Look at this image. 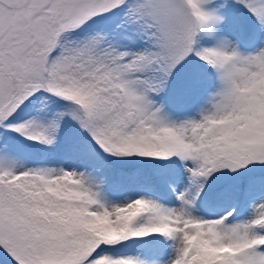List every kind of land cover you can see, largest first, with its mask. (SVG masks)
I'll use <instances>...</instances> for the list:
<instances>
[{
  "label": "snow or ice",
  "instance_id": "snow-or-ice-1",
  "mask_svg": "<svg viewBox=\"0 0 264 264\" xmlns=\"http://www.w3.org/2000/svg\"><path fill=\"white\" fill-rule=\"evenodd\" d=\"M0 264H264V0H0Z\"/></svg>",
  "mask_w": 264,
  "mask_h": 264
}]
</instances>
